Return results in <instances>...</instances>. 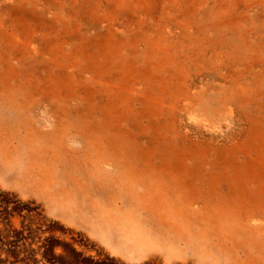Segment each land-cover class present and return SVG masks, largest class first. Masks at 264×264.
Instances as JSON below:
<instances>
[{
  "label": "rangeland",
  "instance_id": "rangeland-1",
  "mask_svg": "<svg viewBox=\"0 0 264 264\" xmlns=\"http://www.w3.org/2000/svg\"><path fill=\"white\" fill-rule=\"evenodd\" d=\"M263 199L264 0H0V264H264Z\"/></svg>",
  "mask_w": 264,
  "mask_h": 264
},
{
  "label": "bare ground",
  "instance_id": "bare-ground-1",
  "mask_svg": "<svg viewBox=\"0 0 264 264\" xmlns=\"http://www.w3.org/2000/svg\"><path fill=\"white\" fill-rule=\"evenodd\" d=\"M10 1H15V0H10ZM76 48V47H75ZM178 69V68H177ZM203 74V73H202ZM205 74V73H204ZM90 82V81H89ZM220 84V83H219ZM26 107V106H25ZM196 110V109H195ZM197 112H199V111H197ZM193 114V113H192ZM198 114V113H197ZM50 116V115H49ZM202 116V115H201ZM189 117V116H188ZM196 117H198V116H196ZM204 117V116H203ZM211 117V116H210ZM209 117V118H210ZM39 118V117H38ZM104 119V118H103ZM189 119V118H188ZM201 120V119H200ZM210 120V119H209ZM111 121V120H110ZM202 121V120H201ZM216 121V120H215ZM190 123V122H189ZM204 123V122H203ZM106 124V123H105ZM192 124V123H191ZM42 126V125H41ZM54 126V125H53ZM201 126V125H200ZM213 126V125H212ZM196 127V126H195ZM184 128V127H183ZM188 128V127H187ZM214 128H217V127H214ZM51 129V128H50ZM192 129V128H191ZM122 131V130H121ZM217 131V130H216ZM229 132V131H228ZM118 133V132H117ZM206 133V132H205ZM226 133V132H225ZM219 135H221V134H219ZM214 138V137H213ZM74 140V139H73ZM68 141V140H67ZM78 149H80V148H78ZM73 150V149H72ZM43 168H41V170H42ZM112 175V174H111ZM239 177V176H238ZM238 177H234V181H239L240 180V178H238ZM45 183L43 184V185H47L48 183H49V181H50V175L49 176H46L45 177ZM68 179L69 178H67L66 177V183H68L69 181H68ZM71 181H72V179H71ZM174 189H175V185H174ZM60 196H59V202H57V203H59V206L60 207H62V206H64V207H68L69 206V204L71 203V198H72V192L71 191H68V192H65V193H60L59 194ZM180 195L182 196V198L185 196V195H183V193H181L180 192ZM239 198H241V197H237L236 196V198H235V204L234 205H232L231 207H230V209H236V207H237V209H239V208H241V204H239L238 202H240V201H242V199L240 200ZM183 200V199H182ZM181 199H180V202L182 201ZM264 200V199H263ZM144 204L145 205H154V204H148V202L146 201V202H144ZM143 204V205H144ZM181 204V203H180ZM181 206V205H180ZM179 209H181V208H179ZM135 211H134V209L132 208V209H130V212H129V214L130 213H134ZM121 220V219H120ZM144 238H142V239H140L139 240V242H136V245H142L143 243H144ZM144 245V244H143Z\"/></svg>",
  "mask_w": 264,
  "mask_h": 264
}]
</instances>
